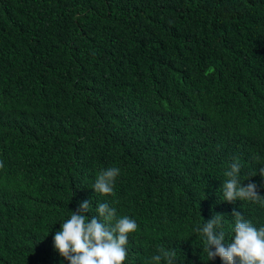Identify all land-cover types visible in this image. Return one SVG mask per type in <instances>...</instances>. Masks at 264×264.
<instances>
[{
    "label": "trees",
    "instance_id": "obj_1",
    "mask_svg": "<svg viewBox=\"0 0 264 264\" xmlns=\"http://www.w3.org/2000/svg\"><path fill=\"white\" fill-rule=\"evenodd\" d=\"M236 160L264 196V0H0V264H69L53 237L84 200L136 221L124 264H223L197 227L264 226L223 200Z\"/></svg>",
    "mask_w": 264,
    "mask_h": 264
},
{
    "label": "clouds",
    "instance_id": "obj_2",
    "mask_svg": "<svg viewBox=\"0 0 264 264\" xmlns=\"http://www.w3.org/2000/svg\"><path fill=\"white\" fill-rule=\"evenodd\" d=\"M241 169L242 165L236 160L230 170L224 173L228 179L224 180L221 187L223 200L229 203L249 200L264 206V196L259 195L258 185L248 183L244 186L241 183ZM259 174L264 177V167L260 168ZM119 175L120 169L117 167L102 170L93 185L95 192L115 195L114 185ZM91 205L90 200L81 201L77 209L71 211L70 219L61 223V229L53 237L55 250L69 264H124L128 257L125 247L129 244L128 234L136 232V221L128 216L116 219V209L108 203H99L96 208L98 216L89 219L86 213L91 211ZM225 216L215 213L202 228H196V232L204 236L203 250L207 252L209 260L219 257L223 264H264V226L258 229L240 211L233 209L234 236L225 246ZM158 251L159 254L151 258L156 264H160L161 260L166 261V264H175V250L161 247Z\"/></svg>",
    "mask_w": 264,
    "mask_h": 264
}]
</instances>
